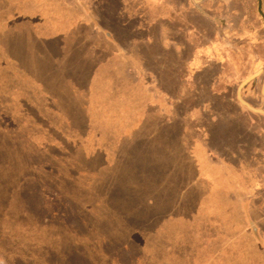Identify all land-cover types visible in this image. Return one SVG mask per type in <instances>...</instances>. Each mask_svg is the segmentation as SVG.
I'll list each match as a JSON object with an SVG mask.
<instances>
[{"label":"rangeland","instance_id":"rangeland-1","mask_svg":"<svg viewBox=\"0 0 264 264\" xmlns=\"http://www.w3.org/2000/svg\"><path fill=\"white\" fill-rule=\"evenodd\" d=\"M183 11L0 0V264H264L230 101L257 69L234 75V27ZM248 22L263 58L257 0Z\"/></svg>","mask_w":264,"mask_h":264},{"label":"crops","instance_id":"crops-1","mask_svg":"<svg viewBox=\"0 0 264 264\" xmlns=\"http://www.w3.org/2000/svg\"><path fill=\"white\" fill-rule=\"evenodd\" d=\"M154 3L160 13H180V9L181 12L193 10L202 17V21L211 23L216 29L234 27L236 39L239 41L234 44L235 48H231L232 50L228 54V60L237 67L234 75L243 74L242 71H239L241 66L242 70H257L253 74L249 72V76H246V78L253 76L255 80L247 85L245 82L241 86L239 85L233 101H230L232 105L243 108L248 114L244 121L241 117L238 118L240 123L244 124L245 146L250 151L252 160H255L254 163H250L251 169L247 171H262L264 173V68L262 67L264 57L260 58L261 55L259 56L260 53H263L262 47L259 44L257 46V44L248 42L247 38L251 33L248 22L251 0H154ZM220 21H225V24L222 26ZM257 31L260 32V30ZM221 56L220 59L213 60L214 64L218 66L216 76H221L226 71L224 65L226 59L223 55ZM209 59L211 60V58ZM237 92L239 93L238 98L236 97ZM259 160L260 163H258Z\"/></svg>","mask_w":264,"mask_h":264},{"label":"flooded vegetation","instance_id":"flooded-vegetation-1","mask_svg":"<svg viewBox=\"0 0 264 264\" xmlns=\"http://www.w3.org/2000/svg\"><path fill=\"white\" fill-rule=\"evenodd\" d=\"M257 2H258V0H257ZM255 80V77H253V76H250V77H248L247 79H246V81H245V85H247V84H250L251 82H253ZM244 84V83H243ZM263 87H264V84H263ZM238 93V92H237ZM238 95H239V93L237 94V98H238ZM240 99V98H239Z\"/></svg>","mask_w":264,"mask_h":264},{"label":"water","instance_id":"water-1","mask_svg":"<svg viewBox=\"0 0 264 264\" xmlns=\"http://www.w3.org/2000/svg\"><path fill=\"white\" fill-rule=\"evenodd\" d=\"M260 7H261V1L258 0V12L259 14L261 15L262 19L264 20V15L262 14L261 10H260Z\"/></svg>","mask_w":264,"mask_h":264}]
</instances>
